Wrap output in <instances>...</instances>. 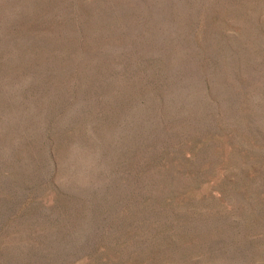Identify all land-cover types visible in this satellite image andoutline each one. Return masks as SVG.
Returning a JSON list of instances; mask_svg holds the SVG:
<instances>
[{"label":"rangeland","instance_id":"obj_1","mask_svg":"<svg viewBox=\"0 0 264 264\" xmlns=\"http://www.w3.org/2000/svg\"><path fill=\"white\" fill-rule=\"evenodd\" d=\"M0 264H264V0H0Z\"/></svg>","mask_w":264,"mask_h":264}]
</instances>
